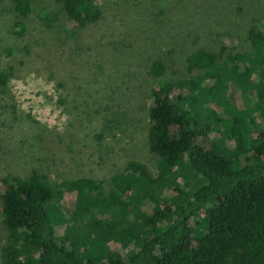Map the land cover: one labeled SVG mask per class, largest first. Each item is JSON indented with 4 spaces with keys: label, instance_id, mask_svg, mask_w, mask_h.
<instances>
[{
    "label": "trees",
    "instance_id": "trees-1",
    "mask_svg": "<svg viewBox=\"0 0 264 264\" xmlns=\"http://www.w3.org/2000/svg\"><path fill=\"white\" fill-rule=\"evenodd\" d=\"M39 1L10 0V5H5L0 0V24L10 12L17 19L8 26L2 25L7 27L5 36L0 38V62L7 60V65L0 71V84L6 89L9 77L17 78L14 72L27 66L24 57L40 45L34 40L24 43L22 19H27L34 7L41 8L43 17L58 18ZM108 4L109 0H102L101 5L93 0H53L51 8H59L67 19L70 13L79 28L86 31L104 18L105 24L98 25L101 31L92 33L117 43L113 48L120 54L114 59H123L124 76L137 70L147 84L150 77L179 58L177 64L188 72L195 64H200L201 69L180 85L173 76L158 80L160 90L148 110L146 138L154 173L143 163L130 160L121 172L106 181L65 176L60 182H53L50 172L56 168L55 156L61 151L51 150L49 157L43 149L40 158L29 157L25 166L35 160L43 170H26L21 176L10 177L22 166L21 158L12 155L15 159L10 162V173L4 162L2 181L7 188L0 192V231L5 233L6 242L0 249L2 264H264V22L255 23L246 31L244 38L250 46L242 51L231 53L236 45H230L226 53H222L226 48L221 47L219 54L199 48L181 58L173 45L164 44L165 38L162 46L159 44L163 50L159 57L151 60L154 52L144 51L139 61L127 52L129 47L148 46L155 51L153 41L139 34L146 25L144 19L148 20L145 13L133 0H117L115 7L119 6V12L111 16L114 8ZM209 9L216 10V6L209 4ZM156 12L151 13L161 23L158 28H166L169 20L163 25L165 14ZM63 31L65 38L74 34L67 27ZM173 34L168 39L175 44L177 33ZM86 49L79 47L82 51L78 54ZM144 64L147 67L141 71ZM205 78L206 86L199 87V80ZM75 82L78 98L97 102L96 97L81 91L89 81ZM177 86V90L172 88ZM195 86L199 88L196 94L182 95ZM60 88H65L64 79L55 84V91ZM168 88H172L169 93ZM172 91L181 93L175 103L167 97ZM75 93L72 86L68 95L73 100H77ZM121 94L123 101L130 103L125 98L128 93ZM65 101L64 97L59 99L60 104ZM214 103L222 108L221 112L214 110ZM72 105L89 112L78 103ZM10 110L18 123L26 122L25 117L30 119L29 115L16 116L12 107ZM132 117V112L126 110H104L99 124L107 136L118 132V138L125 137L123 145L131 147L126 132L127 125L133 123ZM35 136L36 132L29 130L26 148ZM94 137L103 139L100 135ZM228 139L232 141L228 143ZM141 143L139 147L143 148ZM0 147V155L6 154L8 146L0 142ZM102 185H109V190L102 189ZM63 189L76 191L74 210L65 211L56 202ZM123 192L127 196L121 197ZM99 210L101 216H108L99 218L94 212ZM62 225L63 232L56 235V226ZM119 242L125 253L116 248Z\"/></svg>",
    "mask_w": 264,
    "mask_h": 264
},
{
    "label": "rangeland",
    "instance_id": "rangeland-1",
    "mask_svg": "<svg viewBox=\"0 0 264 264\" xmlns=\"http://www.w3.org/2000/svg\"><path fill=\"white\" fill-rule=\"evenodd\" d=\"M2 1L3 4L10 5L9 0ZM93 1L96 5H101L102 2V0ZM116 1L109 0L108 7L114 8L111 11V16L117 10L119 12V6L115 7ZM133 1H135V6L141 9L148 19H144L146 25H144V29L141 28V31L142 29L143 31L138 33L148 36L155 44V51H153L152 47L149 49L148 46H144L141 49L128 48L127 52H131L139 61L142 60V53L144 51H148V53L154 52L151 60L159 57L163 53V50L159 49V44L165 38L164 44L173 45L180 51L181 58H185L187 54L199 48H205L209 52L219 54L221 47L226 48L222 52L226 53L229 51L230 45H236L235 48L230 49V52L242 51L250 46V42L244 38L246 31L255 23L261 25L264 22V0H209L208 3V0H193L192 5L191 0ZM39 3L43 4L58 18L49 15L48 17H43L41 8L34 7L33 13L27 19H22L24 25V43L34 40L40 45L32 48V53L24 57L27 66L24 70L14 72L17 78L14 76L9 77L10 81L8 82L7 89L4 85L0 84L2 86L0 87L2 88L0 90V142L8 146L6 154L0 155V192L7 188V183L2 181L5 179L3 164L6 162L5 167L10 173V162L15 159L12 156L13 154H16V158H21L23 162L17 174L10 173V177L21 176L24 171L27 170L28 173L35 168L42 171L43 167L35 160H33L34 163L31 165L25 166L28 158H40L38 157L39 152L43 149L48 151L49 157H51L52 147L59 141H62L67 146L68 150H65V153L68 152L69 155H65L62 152L56 154L55 160L58 164L50 172L51 181L53 182H60L65 179V176L75 179L91 177L92 179L106 181L110 179L112 174L121 172L123 167L126 166L127 161L130 160L143 163L149 172L154 173L156 171L155 167L150 162L146 150V138L148 134L147 125H150L148 110L153 106L154 94L160 90L158 80L173 76L180 85V83L188 81L191 73L195 75L196 70L201 69L200 64H195L196 67L192 68L191 72H188L177 64L180 61L179 58L169 68L164 69L159 74L153 75L152 78L150 77L147 84L143 83V77L137 74V70L126 74L124 76V83L121 84L120 81L125 66L122 58L114 59L116 54H120L116 53V49L113 48V44L117 45V43L112 44V42L110 43L104 37L92 33L101 31L99 26L105 24L104 18L99 19V26L97 25L94 29L86 31L83 28H79L77 20L70 13L67 14L70 17L67 19L59 8H57L58 11L53 10L51 8L53 0H40ZM209 4L215 5L216 10L211 11ZM199 6L207 12V15ZM182 7H184V10ZM156 10H160L162 14H165L164 20L166 21L163 25H166L169 20L166 28H164L165 26L158 28V23L160 22L157 18H154L155 13H151L152 11L156 12ZM143 12L140 14L141 18ZM15 16L13 12L6 14L5 21L0 24V38L5 36V28L17 20ZM105 17L110 20L113 18ZM4 24H7V26L2 28ZM110 24L112 25L113 23L111 22ZM114 26L117 27L116 21L114 22ZM64 27L74 31V34L65 38ZM239 28L240 30H238ZM261 32L264 35V29H261ZM173 33H177L176 36L178 38L175 44H172V40L169 42L168 39L173 37ZM42 37L45 40L42 41ZM135 37L134 35L133 38ZM129 41L130 39H128ZM79 47L84 49L88 47V49L79 55L78 52L83 50H79ZM2 50L3 48L0 43V53ZM163 59L166 58L163 57ZM6 62L7 60L0 62V71L5 69ZM144 62H147V60ZM59 65L63 68L60 79H64L65 88L55 91V83L52 81L59 76ZM146 67V64H144L141 71H144ZM47 75L51 76L49 82H41ZM93 80H102V82L97 83L93 82ZM108 80L111 82V87L106 90L104 88L109 86ZM75 81L80 83L89 81L84 84L81 91L86 89L88 94L87 92L83 94L97 98V102L91 98H86L87 101L84 102V107H89V112H76L77 109L72 104L79 101L73 100V98L68 99L65 96V94L69 93L72 86H76L77 83ZM204 81H206V78L199 80V87L206 86V82ZM172 88H176L177 90L179 86ZM172 88H168L167 93ZM192 90L199 91V88L195 86ZM50 91L54 93L50 95ZM75 92L77 93L76 88ZM122 92L124 94L128 93V96L125 98H128L130 103L123 101ZM185 94L192 95V92L182 93V95ZM171 95L173 98L177 97L174 92ZM50 96L53 97L54 101L59 96L66 97L65 105L55 103ZM94 103L95 105H93ZM205 105L207 106V103ZM212 106L217 113L221 112L222 108L216 106V103ZM11 107L14 109L16 116L29 115L30 119L25 117L26 122L18 123L14 120V115L10 114ZM104 110H122V113L125 110L132 112L133 117L131 121L133 123L127 125L126 132V135L131 140V147L123 145L122 141L124 142L125 137L118 138L119 133L114 135L113 132L111 136H107L105 128L99 124ZM91 118L93 119L89 121ZM85 120L87 121L85 122ZM73 121H75L74 133L78 137L67 141L63 132L68 130ZM56 123L63 125H56ZM53 126L55 127L53 128ZM29 130L36 132V136L28 148H26L25 140L28 137ZM95 135H100L103 139H95ZM116 138L121 139V141ZM42 139L43 143L40 142ZM231 141L232 139L227 140L228 143ZM140 142H142L143 148L139 147ZM26 144H29V142L26 141ZM58 147L62 146L58 145ZM143 149L144 151H141ZM107 186L102 185V189L109 190L110 187L108 188ZM62 191L61 197L56 202L65 211L74 210L76 204H73V202L76 199V191L69 189H63ZM120 195L121 197L127 196L126 192L120 193ZM94 212L98 217L102 214V210ZM107 216L108 214L105 213V215L99 218ZM63 229V225L56 226V235L58 232H63ZM5 242V233L0 231V249ZM119 244L120 242L116 244L119 253H125L126 249ZM33 256L36 257V254ZM0 264H2L1 250Z\"/></svg>",
    "mask_w": 264,
    "mask_h": 264
},
{
    "label": "clouds",
    "instance_id": "clouds-1",
    "mask_svg": "<svg viewBox=\"0 0 264 264\" xmlns=\"http://www.w3.org/2000/svg\"><path fill=\"white\" fill-rule=\"evenodd\" d=\"M9 1H10V0H9ZM39 4H40V3H39ZM52 65H53V64H52ZM59 70H60V73H59L58 78L52 81V82L55 83V84H56L57 81H60V76H61L62 73H63V68H62L61 65H59ZM50 77H51V76L47 75V76L45 77L44 80H41V82H43V83H44L45 81H48V82H49V78H50ZM160 79H161V78H160ZM108 81H109V86H107V87L104 88V89H106V90H108V89L111 87V82H110V80H108ZM93 82L101 83L102 80H93ZM120 82H121V84L124 83V75L122 76ZM1 85H3V84H1ZM54 86H55V85H54ZM74 87L76 88V86H74ZM76 90H77V89H76ZM77 91H78V90H77ZM84 92H87V90L84 89V90L82 91V93H84ZM191 92H192V95H194V94H196L198 91L191 90ZM53 93H54V92H51V91H50L49 94L51 95V94H53ZM171 93H173V91L170 92V94H169L167 97H168V99H169L171 102L175 103V102L177 101V99H176L177 97L173 98L172 95H171ZM75 94H76L77 101H79L78 104H80L85 110H87V111L90 110L89 107H84V106H85L84 102H85L86 100H84V99H82V98H78V97H77V93H75ZM87 94H88V92H87ZM176 95L179 96L180 93H178V94H176ZM185 95H187V94H185ZM38 96H39V95H38ZM65 96H66L68 99H72V95L65 94ZM50 97H51L52 101H54V100H53V97H52V96H50ZM62 97H63V96H59L54 102H55V103H59V99L62 98ZM66 97H64L65 100H67ZM64 105H65V104H64ZM93 105H95V104H93ZM76 112H79V113H80L81 110L77 109ZM94 116H95V114H94ZM92 119H93V118H91L89 121H91ZM34 122H35V121H34ZM38 123H39V122H38ZM39 124H41V123H39ZM59 124H61V123H56V125H59ZM61 125H63V124H61ZM54 127H55V126H53V128H54ZM74 131H75V121L72 122V125L69 126L68 130H66L65 132H63V134H64V136H65V139H66L67 141L74 140L75 138L78 137L77 135H75ZM117 133H118V132H117ZM40 142L43 143V142H44L43 139L40 140ZM46 143H47V142H46ZM58 145H61L62 147H58ZM52 150H53L54 152L61 151V152H63V154H64V153H65V150H68V148H67V146H66L62 141H59V142H57V144H56L55 146L52 147Z\"/></svg>",
    "mask_w": 264,
    "mask_h": 264
},
{
    "label": "bare ground",
    "instance_id": "bare-ground-1",
    "mask_svg": "<svg viewBox=\"0 0 264 264\" xmlns=\"http://www.w3.org/2000/svg\"><path fill=\"white\" fill-rule=\"evenodd\" d=\"M29 40V39H28ZM20 170V169H19Z\"/></svg>",
    "mask_w": 264,
    "mask_h": 264
}]
</instances>
